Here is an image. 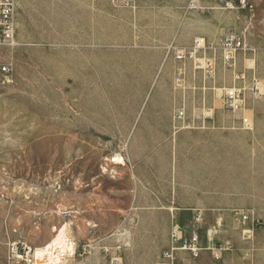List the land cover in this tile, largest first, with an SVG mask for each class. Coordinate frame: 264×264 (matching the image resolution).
I'll return each mask as SVG.
<instances>
[{
    "label": "rangeland",
    "instance_id": "obj_1",
    "mask_svg": "<svg viewBox=\"0 0 264 264\" xmlns=\"http://www.w3.org/2000/svg\"><path fill=\"white\" fill-rule=\"evenodd\" d=\"M17 3L16 45L0 49L12 78L0 85V264H32L12 243L32 254L65 221L72 248H56L58 264H155L195 209L202 249L179 264H264V95L222 105L239 71L264 81V0ZM227 33L246 45L231 67L219 53ZM195 37L210 74L167 52Z\"/></svg>",
    "mask_w": 264,
    "mask_h": 264
},
{
    "label": "built area",
    "instance_id": "obj_2",
    "mask_svg": "<svg viewBox=\"0 0 264 264\" xmlns=\"http://www.w3.org/2000/svg\"><path fill=\"white\" fill-rule=\"evenodd\" d=\"M17 0H0V49L3 47H14L16 45V26H15V11L17 7ZM206 42L204 38L195 37L187 51L175 48L173 45L167 47V52H172L174 59L178 62L184 63L188 59L193 64L194 70H203L204 73L210 74L213 69V59L205 56ZM246 45L244 38L235 33H227L220 38L219 53L222 63L227 66H233L235 58L240 51H245ZM198 55H202L198 57ZM184 67L180 65L177 68V81H181L184 74ZM236 82L224 89L222 94V105L224 108L231 111H240L245 104V91L249 90L257 96L264 95V81L258 79L254 75L249 77L245 72L239 71L235 76ZM12 81L11 70L6 62L0 60V85L9 84ZM176 117L182 119L184 111L178 110ZM241 124L244 129L251 127L252 119L243 114L241 116ZM202 210L195 209L191 224L187 228L182 225H173L168 235V244L161 252L155 264H179V253L186 252L192 258H197L201 251L199 235L197 233V226L202 221ZM242 225H246L248 221L253 224V219L249 216L247 211H242L239 215ZM221 221L217 219L214 226L218 227ZM208 229L206 234L209 232ZM216 230H214L215 232ZM244 234L249 232L248 229L243 230ZM119 247H117L118 249ZM107 252L106 248H102ZM11 254L14 257L24 258V261L31 263L32 257L31 249L25 242H13L11 245ZM116 258L114 263H116ZM34 264V262L32 263Z\"/></svg>",
    "mask_w": 264,
    "mask_h": 264
},
{
    "label": "bare ground",
    "instance_id": "obj_3",
    "mask_svg": "<svg viewBox=\"0 0 264 264\" xmlns=\"http://www.w3.org/2000/svg\"><path fill=\"white\" fill-rule=\"evenodd\" d=\"M115 153H114L113 157L110 158V162L112 163V165L115 164V165L124 166L125 165L124 157L121 154H119L118 152L116 154ZM68 224L69 223L67 221H65L59 228H54V226H52L54 228L53 231L55 232V235L51 238V240L49 242L44 244L42 247H36L33 250L32 261L34 262V264H58V263L61 262V257L60 256L62 254L60 255V253H59L60 250H59V252L57 251V253L55 254V250L58 247L61 249L62 245L65 243V241H66V239H65L66 238L65 231H66V228H67ZM179 224L180 223H176L174 225H179ZM249 239L253 240V241L256 240L252 235L249 236ZM257 240H259V241L260 240H264V238H259ZM65 245L67 247H69V249L72 248L71 242L70 243H65ZM62 251L63 250H61V252ZM250 253L251 252H248L246 250L243 251L244 256H249V255H251Z\"/></svg>",
    "mask_w": 264,
    "mask_h": 264
},
{
    "label": "crops",
    "instance_id": "obj_4",
    "mask_svg": "<svg viewBox=\"0 0 264 264\" xmlns=\"http://www.w3.org/2000/svg\"><path fill=\"white\" fill-rule=\"evenodd\" d=\"M17 2V1H16ZM17 6H18V3H17ZM16 11H17V7H16ZM16 11H15V26H16V28H17V20H16ZM178 223H179V221H178ZM208 236H212V234H211V230H209V232L207 233V240H208ZM181 254V253H180ZM181 256L179 255V257L178 258H180ZM181 258H185V255H183L182 254V257ZM243 258V256H241V257H238L237 259H242Z\"/></svg>",
    "mask_w": 264,
    "mask_h": 264
}]
</instances>
